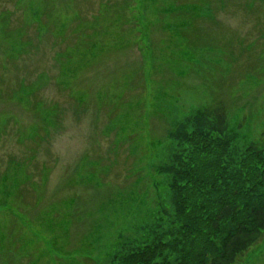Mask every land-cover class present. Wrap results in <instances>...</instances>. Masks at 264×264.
I'll return each instance as SVG.
<instances>
[{"label": "rangeland", "instance_id": "rangeland-1", "mask_svg": "<svg viewBox=\"0 0 264 264\" xmlns=\"http://www.w3.org/2000/svg\"><path fill=\"white\" fill-rule=\"evenodd\" d=\"M216 101L264 151V0H0V264H112L163 233L161 167ZM234 264H264V231Z\"/></svg>", "mask_w": 264, "mask_h": 264}, {"label": "trees", "instance_id": "trees-1", "mask_svg": "<svg viewBox=\"0 0 264 264\" xmlns=\"http://www.w3.org/2000/svg\"><path fill=\"white\" fill-rule=\"evenodd\" d=\"M227 115L216 101L192 117L189 131H178L176 149L161 167L173 206L168 227L159 235L153 230L150 242L122 245L112 264H234L259 241L264 151L252 142L232 146Z\"/></svg>", "mask_w": 264, "mask_h": 264}]
</instances>
